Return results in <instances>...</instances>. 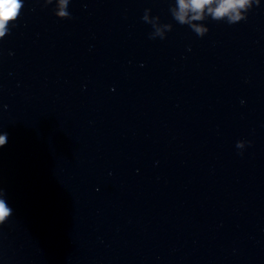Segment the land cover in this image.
<instances>
[{
  "label": "water",
  "instance_id": "95a60500",
  "mask_svg": "<svg viewBox=\"0 0 264 264\" xmlns=\"http://www.w3.org/2000/svg\"><path fill=\"white\" fill-rule=\"evenodd\" d=\"M21 2L0 264H264V0Z\"/></svg>",
  "mask_w": 264,
  "mask_h": 264
},
{
  "label": "clouds",
  "instance_id": "9594fccd",
  "mask_svg": "<svg viewBox=\"0 0 264 264\" xmlns=\"http://www.w3.org/2000/svg\"><path fill=\"white\" fill-rule=\"evenodd\" d=\"M213 0H179L181 13L186 9H191L193 12L199 14L205 5L212 4ZM244 0H221V3L214 11L216 17L232 12L237 6H243ZM22 8L21 0H0V30L5 28L6 23L17 17ZM210 11H212L210 9ZM177 19L184 23V16L180 14ZM7 143V133L0 132V147ZM13 210L7 204L5 193L0 189V224H3L12 215Z\"/></svg>",
  "mask_w": 264,
  "mask_h": 264
}]
</instances>
